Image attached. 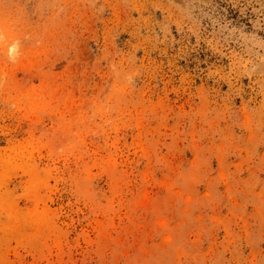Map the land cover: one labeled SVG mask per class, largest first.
Listing matches in <instances>:
<instances>
[{"label": "rangeland", "instance_id": "374dc122", "mask_svg": "<svg viewBox=\"0 0 264 264\" xmlns=\"http://www.w3.org/2000/svg\"><path fill=\"white\" fill-rule=\"evenodd\" d=\"M0 264H264V0H0Z\"/></svg>", "mask_w": 264, "mask_h": 264}]
</instances>
